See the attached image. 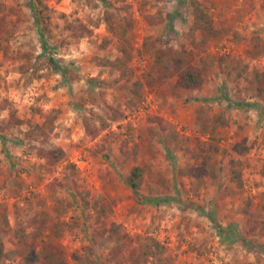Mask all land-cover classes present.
Segmentation results:
<instances>
[{"label":"rangeland","instance_id":"obj_1","mask_svg":"<svg viewBox=\"0 0 264 264\" xmlns=\"http://www.w3.org/2000/svg\"><path fill=\"white\" fill-rule=\"evenodd\" d=\"M196 1L216 30L191 60L201 86L175 92L173 81L142 83L134 97L129 86L142 82L151 62L144 40L175 50L199 40L190 34L189 0L116 5L132 20L129 82L96 63L113 59L118 46L98 0H42L46 31L32 0H0V207L8 221L0 264H26L13 242L39 221L68 224L58 239L47 229L41 237L63 251L65 264H264V97L246 83L249 69L264 70V0ZM79 26L90 33L79 35ZM251 49L262 54L249 59ZM108 107L122 118L95 131ZM9 110L21 124L4 125ZM209 112L225 125L213 127ZM47 116L48 139L27 138V125ZM40 147L63 155L48 164ZM233 160L241 161L239 185L228 179ZM133 166L143 169L136 191L125 185ZM102 203L110 207L104 223L131 242L113 258L94 217ZM154 244L157 254L143 259ZM35 253L31 264H39L40 245Z\"/></svg>","mask_w":264,"mask_h":264},{"label":"trees","instance_id":"obj_2","mask_svg":"<svg viewBox=\"0 0 264 264\" xmlns=\"http://www.w3.org/2000/svg\"><path fill=\"white\" fill-rule=\"evenodd\" d=\"M33 3V18L35 23L39 26L40 30L46 31V19L43 13L44 6L42 0H32ZM104 7L103 22L106 30L116 38L117 54L113 59H99L97 64L105 67L110 71L118 73V79L125 82H129L132 78V71L129 68V62L131 60V47L132 40L130 37V31L132 29V20L130 17H120L118 11H125L121 4L123 0H98ZM188 6L190 8V34L198 35L199 40L196 42L192 39L190 49L175 50L172 48H160L151 41L144 40L141 44V50L145 53H149L151 62L149 69L143 74L142 82L133 81L130 84V93L134 96H138V90L141 88V84L152 87L162 85L173 81L172 89L175 92L191 91L201 86L203 79L199 72H196L191 65V60L194 56L203 52L204 47L209 41L216 37V30L213 21L208 12L201 7L196 0H189ZM118 16L120 19H118ZM71 27L70 25H67ZM82 32V33H81ZM84 32V33H83ZM79 35L89 34L90 30L79 26ZM0 51L2 55H5L6 50L2 48L0 44ZM262 54L257 49H251L247 52L249 59H255ZM19 53L16 54V57ZM20 57H23L20 54ZM28 61L27 57L22 58ZM248 90L252 96L256 98L264 97V70L259 71L255 69L248 70V78L246 80ZM14 110H9L7 120L4 125L6 127L19 125L21 121L14 117ZM211 122L214 123L213 127L224 126L225 120L221 114H213L209 112ZM122 118L120 111L113 107H108L104 110V117H98L95 131H103L109 127L110 124L118 122ZM53 118L46 117L39 124H28L25 136L27 138L39 137L41 140L48 139L52 131ZM87 135L92 134L85 126ZM206 129V126L203 127ZM37 155L40 159L44 160L48 164H53L59 161L63 155L62 150L55 148H43L37 149ZM199 173V169H194L190 174L196 178ZM241 174V161H230V170L228 179L234 184H240ZM143 169L140 166H133L130 168L126 178L125 185L131 191L139 189L142 182ZM264 177V174H262ZM94 217L100 225L99 237L104 244L112 243L114 247L109 251L111 258L115 257L119 246L129 247L131 246L130 240L127 236L120 231V228L113 222L107 225L102 220L104 215L110 210L107 204H95ZM264 215V209H263ZM38 225L34 227L30 232L19 231L16 235V239L13 242L15 255L24 261L26 264H31L37 259L35 249L37 245H40L42 255L39 260V264H65L63 251L56 245L41 241L43 232L47 231L53 238L58 239L62 236L63 232L68 229V224L63 221H56L50 226H46L43 221L37 222ZM264 224V222H261ZM45 229V230H44ZM8 230V221L6 218V210L4 207H0V262L4 258V246L2 242L3 235ZM120 249V248H119ZM158 247L156 244L152 246H146V251L142 253L143 259L157 254Z\"/></svg>","mask_w":264,"mask_h":264}]
</instances>
